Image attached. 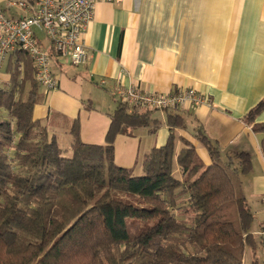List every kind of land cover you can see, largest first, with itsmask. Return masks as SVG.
I'll use <instances>...</instances> for the list:
<instances>
[{
  "label": "trees",
  "instance_id": "1",
  "mask_svg": "<svg viewBox=\"0 0 264 264\" xmlns=\"http://www.w3.org/2000/svg\"><path fill=\"white\" fill-rule=\"evenodd\" d=\"M4 72L0 264H243L247 248L257 263L240 179L251 167L247 153L236 164L222 161L202 137L211 158L205 165L190 144L175 151L170 133L143 154L135 174L115 163L114 139L142 127L154 131V110L118 102L104 144L83 142L75 120L62 147L33 118L39 85L28 53L12 51ZM263 110L264 97L246 120ZM166 121L171 128L183 124L172 114Z\"/></svg>",
  "mask_w": 264,
  "mask_h": 264
},
{
  "label": "crops",
  "instance_id": "2",
  "mask_svg": "<svg viewBox=\"0 0 264 264\" xmlns=\"http://www.w3.org/2000/svg\"><path fill=\"white\" fill-rule=\"evenodd\" d=\"M0 8L13 18L27 14L9 7L8 0H0ZM82 39L86 63L72 65L52 54L50 66L58 85L52 91L39 86L33 118L58 143L70 142V128L77 120L83 142L104 144L110 114L118 104L115 85L147 92L194 88L203 93L208 103L154 110L152 117L159 125L152 132L142 127L129 135L118 134L114 161L134 173L141 171L143 154L165 144L170 133L175 151L190 144L205 165L211 158L202 137L217 148L222 161L236 164L239 154L247 153L251 167L240 179L253 214L250 231L257 245L256 264H260L264 129L255 126L264 124V110L252 122L245 115L264 97V0L97 2ZM6 60L0 68V86L9 79L4 72ZM168 114L179 116L183 124L171 128ZM248 262H252L249 248L243 256V264Z\"/></svg>",
  "mask_w": 264,
  "mask_h": 264
},
{
  "label": "built area",
  "instance_id": "3",
  "mask_svg": "<svg viewBox=\"0 0 264 264\" xmlns=\"http://www.w3.org/2000/svg\"><path fill=\"white\" fill-rule=\"evenodd\" d=\"M119 0H8L9 7L27 14L13 18L0 8V68L8 55L19 48L32 60L38 85L48 91L57 88V78L51 69V49L72 65L87 61L82 33L93 17L97 2ZM104 84V80L100 81ZM118 102L150 110H171L185 103L197 106L208 103L203 93L194 88L171 92H147L136 86L115 85ZM264 207V197H263ZM261 233L264 235V226ZM264 253V241H263Z\"/></svg>",
  "mask_w": 264,
  "mask_h": 264
},
{
  "label": "rangeland",
  "instance_id": "4",
  "mask_svg": "<svg viewBox=\"0 0 264 264\" xmlns=\"http://www.w3.org/2000/svg\"><path fill=\"white\" fill-rule=\"evenodd\" d=\"M68 143H69V140H59V144H60V146H62V147H66L67 145H68ZM141 173V171L140 170H137V171H135V174H140ZM262 254V253H261ZM260 254V255H261ZM263 255V254H262ZM262 259H263V257H262ZM262 259H258L259 260V263L260 264H262ZM251 262H248V264H250ZM247 264V263H246Z\"/></svg>",
  "mask_w": 264,
  "mask_h": 264
}]
</instances>
